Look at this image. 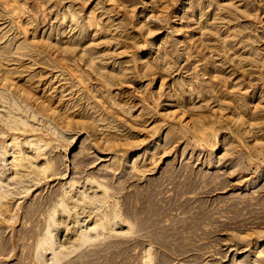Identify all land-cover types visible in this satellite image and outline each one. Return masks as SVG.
<instances>
[{
	"label": "rangeland",
	"instance_id": "1",
	"mask_svg": "<svg viewBox=\"0 0 264 264\" xmlns=\"http://www.w3.org/2000/svg\"><path fill=\"white\" fill-rule=\"evenodd\" d=\"M0 264H264V0H0Z\"/></svg>",
	"mask_w": 264,
	"mask_h": 264
}]
</instances>
